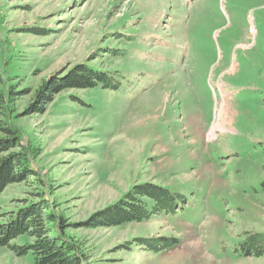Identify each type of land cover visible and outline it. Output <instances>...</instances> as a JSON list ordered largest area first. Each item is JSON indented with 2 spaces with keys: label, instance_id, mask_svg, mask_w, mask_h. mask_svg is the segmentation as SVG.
Wrapping results in <instances>:
<instances>
[{
  "label": "rangeland",
  "instance_id": "1",
  "mask_svg": "<svg viewBox=\"0 0 264 264\" xmlns=\"http://www.w3.org/2000/svg\"><path fill=\"white\" fill-rule=\"evenodd\" d=\"M80 70L119 85L36 103ZM0 72L38 153L29 183L0 194V222L41 194L84 264H264L241 252L264 240V0H0ZM145 184L173 211L143 197L149 218L86 226ZM0 264L35 262L0 247Z\"/></svg>",
  "mask_w": 264,
  "mask_h": 264
},
{
  "label": "trees",
  "instance_id": "2",
  "mask_svg": "<svg viewBox=\"0 0 264 264\" xmlns=\"http://www.w3.org/2000/svg\"><path fill=\"white\" fill-rule=\"evenodd\" d=\"M3 81L0 72V84H3ZM96 82H100L108 89H115L119 85L113 77L111 79L108 76L99 77L90 71L80 70L76 76L69 77L66 81H53L51 84L45 82L43 92L39 93L36 103L43 104L49 94L64 89L87 88L94 86ZM19 96L22 94L13 92V89L0 92V135L4 137L3 143L0 144V194L7 185L29 183V178L34 176L28 167L30 158H35L38 153L21 145L20 136L11 124L12 110L9 105L12 106ZM14 149L19 151L10 153ZM143 197L153 202L155 205L153 210L156 211L172 212L176 206V196L156 186L145 184L134 187L116 207L106 214L99 213L86 226L94 229L114 227L149 218V214L154 211H146L141 200ZM36 198L39 203L28 204L25 200L17 213H11L7 221L0 222V247H8L17 256L27 255L31 251L35 264H84L80 246L66 235V230L71 226L62 217L47 209V203L41 200L43 198L41 194ZM3 215L8 217L6 214ZM20 236L28 237L32 240L31 243L22 247L11 246L10 243ZM260 238L262 237L255 235L253 239L244 242L242 254L254 257L264 255V240ZM164 240L161 244L169 243Z\"/></svg>",
  "mask_w": 264,
  "mask_h": 264
}]
</instances>
